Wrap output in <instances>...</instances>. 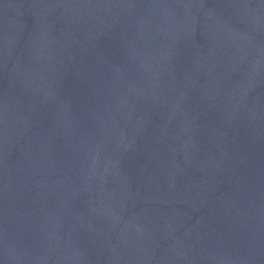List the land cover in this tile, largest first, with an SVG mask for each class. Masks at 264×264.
I'll use <instances>...</instances> for the list:
<instances>
[{
    "label": "water",
    "instance_id": "obj_1",
    "mask_svg": "<svg viewBox=\"0 0 264 264\" xmlns=\"http://www.w3.org/2000/svg\"><path fill=\"white\" fill-rule=\"evenodd\" d=\"M0 264H264V0H0Z\"/></svg>",
    "mask_w": 264,
    "mask_h": 264
}]
</instances>
